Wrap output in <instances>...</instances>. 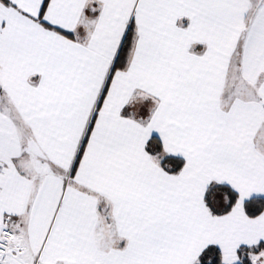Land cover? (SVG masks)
Here are the masks:
<instances>
[{"label": "snow or ice", "instance_id": "6c2138e0", "mask_svg": "<svg viewBox=\"0 0 264 264\" xmlns=\"http://www.w3.org/2000/svg\"><path fill=\"white\" fill-rule=\"evenodd\" d=\"M0 264H264V0H0Z\"/></svg>", "mask_w": 264, "mask_h": 264}]
</instances>
